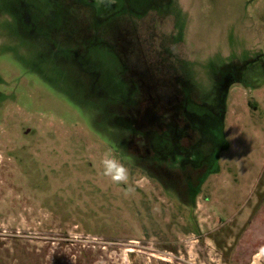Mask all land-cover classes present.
Listing matches in <instances>:
<instances>
[{"label": "rangeland", "instance_id": "obj_1", "mask_svg": "<svg viewBox=\"0 0 264 264\" xmlns=\"http://www.w3.org/2000/svg\"><path fill=\"white\" fill-rule=\"evenodd\" d=\"M0 264H264V0H0Z\"/></svg>", "mask_w": 264, "mask_h": 264}, {"label": "clouds", "instance_id": "obj_2", "mask_svg": "<svg viewBox=\"0 0 264 264\" xmlns=\"http://www.w3.org/2000/svg\"><path fill=\"white\" fill-rule=\"evenodd\" d=\"M103 174L113 181H124L127 179V169L115 159H103Z\"/></svg>", "mask_w": 264, "mask_h": 264}]
</instances>
